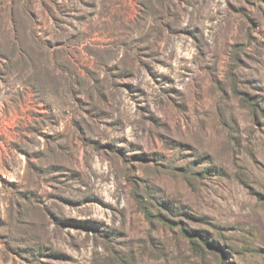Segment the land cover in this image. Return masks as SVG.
Returning a JSON list of instances; mask_svg holds the SVG:
<instances>
[{
  "label": "rangeland",
  "instance_id": "obj_1",
  "mask_svg": "<svg viewBox=\"0 0 264 264\" xmlns=\"http://www.w3.org/2000/svg\"><path fill=\"white\" fill-rule=\"evenodd\" d=\"M0 264H264V0H0Z\"/></svg>",
  "mask_w": 264,
  "mask_h": 264
},
{
  "label": "trees",
  "instance_id": "obj_2",
  "mask_svg": "<svg viewBox=\"0 0 264 264\" xmlns=\"http://www.w3.org/2000/svg\"><path fill=\"white\" fill-rule=\"evenodd\" d=\"M192 245H193V250L195 251L196 250V252L198 251V245L196 244V242H192ZM203 249V248H202Z\"/></svg>",
  "mask_w": 264,
  "mask_h": 264
}]
</instances>
